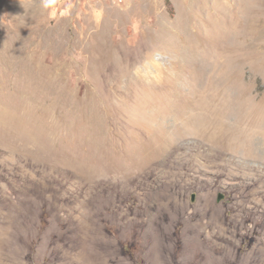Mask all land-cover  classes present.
Returning <instances> with one entry per match:
<instances>
[{
    "label": "rangeland",
    "instance_id": "obj_1",
    "mask_svg": "<svg viewBox=\"0 0 264 264\" xmlns=\"http://www.w3.org/2000/svg\"><path fill=\"white\" fill-rule=\"evenodd\" d=\"M219 112L264 116V0H0V264H259Z\"/></svg>",
    "mask_w": 264,
    "mask_h": 264
},
{
    "label": "bare ground",
    "instance_id": "obj_2",
    "mask_svg": "<svg viewBox=\"0 0 264 264\" xmlns=\"http://www.w3.org/2000/svg\"><path fill=\"white\" fill-rule=\"evenodd\" d=\"M244 117L245 116H240L238 113L230 112L227 118V120L229 121H225L223 116L219 112L217 116L214 114V120H215L214 126L210 125L208 121L207 122L204 121V126H203L204 131L211 132L210 137H207L206 140L210 143L209 148L210 150H212L213 154H215L214 152H218L219 149L222 150L220 152L221 154L226 153V151L228 153L232 151L235 152L238 149H246L247 152H249L251 155L260 156L259 158L260 160L261 158L264 159V150L258 149L257 145L259 142L255 138V135L260 134V130H262L263 131L262 143L264 148V116H262V114L261 116H256L254 113H252L250 115H247V118ZM226 122H229V124ZM210 132H207V134H209ZM230 222L231 224L235 223L233 219H231ZM212 247L214 249L213 253L215 254H212L211 256L210 255L208 256L207 254V257H210V260L212 262L214 261H216L217 263L222 262L223 259L227 257L225 254L221 252L224 246L213 244ZM258 252L259 255L256 258L260 264V260L264 259V249L260 248Z\"/></svg>",
    "mask_w": 264,
    "mask_h": 264
},
{
    "label": "clouds",
    "instance_id": "obj_3",
    "mask_svg": "<svg viewBox=\"0 0 264 264\" xmlns=\"http://www.w3.org/2000/svg\"><path fill=\"white\" fill-rule=\"evenodd\" d=\"M57 0H39L41 11L44 13L54 12Z\"/></svg>",
    "mask_w": 264,
    "mask_h": 264
},
{
    "label": "water",
    "instance_id": "obj_4",
    "mask_svg": "<svg viewBox=\"0 0 264 264\" xmlns=\"http://www.w3.org/2000/svg\"><path fill=\"white\" fill-rule=\"evenodd\" d=\"M221 199H222V195L219 194V195H218V201H220Z\"/></svg>",
    "mask_w": 264,
    "mask_h": 264
}]
</instances>
